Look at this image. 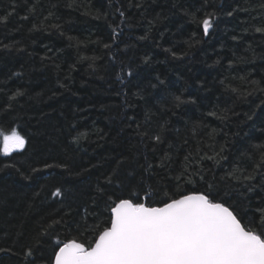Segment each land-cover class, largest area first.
I'll return each mask as SVG.
<instances>
[{
  "label": "trees",
  "instance_id": "16d2710c",
  "mask_svg": "<svg viewBox=\"0 0 264 264\" xmlns=\"http://www.w3.org/2000/svg\"><path fill=\"white\" fill-rule=\"evenodd\" d=\"M257 29L264 0H0V264L94 245L121 198L204 193L258 228ZM13 133L25 146L5 155Z\"/></svg>",
  "mask_w": 264,
  "mask_h": 264
},
{
  "label": "snow or ice",
  "instance_id": "6c2138e0",
  "mask_svg": "<svg viewBox=\"0 0 264 264\" xmlns=\"http://www.w3.org/2000/svg\"><path fill=\"white\" fill-rule=\"evenodd\" d=\"M210 27V19H204L205 34ZM155 140L160 142L161 136ZM25 143L19 134L4 136L3 152L23 150ZM256 167L264 169V156ZM254 178L253 174L244 177ZM52 195L62 197L61 189ZM110 212V226L97 233L94 245L86 247L75 239L63 243L54 252V264H264V209L258 228L245 225L246 217L204 193L169 197L159 207L121 198ZM32 255L29 249L27 256Z\"/></svg>",
  "mask_w": 264,
  "mask_h": 264
}]
</instances>
